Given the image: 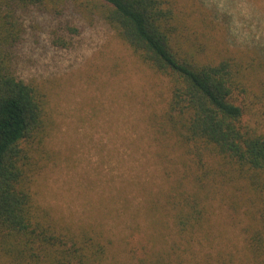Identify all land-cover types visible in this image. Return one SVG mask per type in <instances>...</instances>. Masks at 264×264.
Masks as SVG:
<instances>
[{"label":"rangeland","instance_id":"1","mask_svg":"<svg viewBox=\"0 0 264 264\" xmlns=\"http://www.w3.org/2000/svg\"><path fill=\"white\" fill-rule=\"evenodd\" d=\"M94 3L36 6L20 18L16 69L48 94V126L31 183L36 205L78 232L83 224L103 230L112 240L111 264L137 261L141 242L171 250L175 241L180 249L172 255L184 254V264L208 254L213 264H238L246 258L247 210L256 193L235 174L229 178L219 157L206 150L198 156L194 142L171 128L165 114L169 78L143 63ZM192 3L214 20L211 32L229 53L264 52V0ZM245 79L252 90L247 119L264 124V97L254 96L262 90L259 80L249 70ZM196 182L204 184L197 190L205 220L186 252L175 207ZM7 262L0 239V264Z\"/></svg>","mask_w":264,"mask_h":264},{"label":"trees","instance_id":"2","mask_svg":"<svg viewBox=\"0 0 264 264\" xmlns=\"http://www.w3.org/2000/svg\"><path fill=\"white\" fill-rule=\"evenodd\" d=\"M66 1L0 0V239L10 264H111L112 240L103 230L83 224L78 232L71 224H60L39 210L32 193L39 169L35 152L43 150L48 126V94L16 69L15 48L24 30L20 18L36 6L56 8ZM93 1L138 58L169 78L165 114L171 128L194 142L198 156L206 150L219 157L229 178L235 174L256 193L257 200L247 210L252 217L246 228V258L238 264H264V124L247 119L246 96L252 90L245 79L249 70L259 80L262 90L254 96L261 100L264 52L251 47L243 58L229 53L211 32L214 20L207 19L204 9L195 8L193 0ZM54 20L57 23L58 17ZM203 187L196 182L195 190H185L175 207V226L186 252L193 249L195 234L205 220L197 190ZM139 246L140 252L134 253L138 260L131 264L186 262L184 254L176 259L172 255L180 249L176 241L171 250H155L153 242ZM209 257L195 264H213Z\"/></svg>","mask_w":264,"mask_h":264}]
</instances>
